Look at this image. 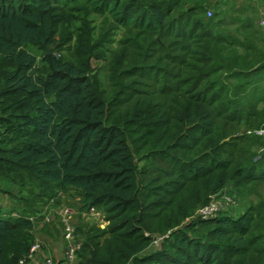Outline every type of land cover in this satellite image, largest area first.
<instances>
[{
    "label": "trees",
    "instance_id": "obj_1",
    "mask_svg": "<svg viewBox=\"0 0 264 264\" xmlns=\"http://www.w3.org/2000/svg\"><path fill=\"white\" fill-rule=\"evenodd\" d=\"M255 1L0 0V264H264Z\"/></svg>",
    "mask_w": 264,
    "mask_h": 264
},
{
    "label": "built area",
    "instance_id": "obj_2",
    "mask_svg": "<svg viewBox=\"0 0 264 264\" xmlns=\"http://www.w3.org/2000/svg\"><path fill=\"white\" fill-rule=\"evenodd\" d=\"M208 15L211 14V11L209 10ZM261 25H264V20H261ZM234 201L233 199L224 194L222 195L221 199H216V198H212L211 201L207 204L204 205L202 207H200L197 212L196 215L202 219H209V218H213L217 215V213L222 210L223 206L225 205H231L233 204ZM45 209H47L45 207ZM56 212H58V214L61 216V221L65 224L64 225V236L63 238H65L67 240V245L64 247L63 250V255H62V261L60 264H75L76 262V256H75V249L79 247V245H74L73 244V240H74V227L70 224V220H71V214L74 212L73 209L71 208H59L56 210ZM95 217L96 219H100L101 215L99 212L95 211L93 208L90 209L89 215L88 217ZM37 216H32L30 217L31 220L36 219ZM47 217V216H45ZM50 218V215L48 216ZM45 219V218H44ZM49 220L46 218V221ZM100 221L103 224H107V221H104L103 218L100 219ZM102 223H98L99 225H103ZM45 244L40 238H36L35 242L30 246L29 248V252L27 255V258L30 259H34L37 255L38 252L41 251V245ZM46 264H53L52 260L47 257L46 258ZM19 264H25V259H21L19 260Z\"/></svg>",
    "mask_w": 264,
    "mask_h": 264
},
{
    "label": "rangeland",
    "instance_id": "obj_3",
    "mask_svg": "<svg viewBox=\"0 0 264 264\" xmlns=\"http://www.w3.org/2000/svg\"><path fill=\"white\" fill-rule=\"evenodd\" d=\"M236 1V4H237V6H238V4H241L242 2H244V0H235ZM259 0H257V3L259 4ZM208 14V13H207ZM263 14H264V8H263ZM229 27H231L232 25L230 24V25H228ZM119 35H120V31L119 32H117V34H116V38H118L119 37ZM29 50L30 51H32V52H34V53H36L37 54V60H38V62H39V60H40V56H39V54H38V52L34 49V48H32V47H29ZM255 132L257 133V134H259V135H263L264 134V130L263 129H258V130H255ZM247 133H250V131H248ZM260 191H261V193H263L264 194V184H262L261 186H260ZM214 198H216V199H221V197H213V199ZM254 199V198H253ZM15 203V201L14 200H11V199H9V198H7V197H2V195H0V206L2 207V208H8V206H13V204ZM235 203V202H234ZM61 205H65L64 207L65 208H69V207H67V204L64 202V200L61 202ZM231 205H225V206H223V208H222V210H224L226 207H230ZM235 207V206H234ZM233 207V208H234ZM231 208V207H230ZM232 209V208H231ZM230 209V210H231ZM46 210L47 209H45V207H44V209H43V213H45L46 212ZM225 210H227V209H225ZM100 215H101V213H100ZM47 217H45V219L44 220H46V218L47 219H49V215L47 214L46 215ZM86 219H88L89 220V223L90 224H93V223H97V225L99 226V227H101V228H104L105 227V225H106V223L105 224H103L101 221H100V219L102 218V216H101V218L100 219H96L95 217H91V216H89V217H85ZM71 220H73V218L71 219ZM75 222V221H74ZM100 223H102L103 225H99ZM159 241L160 240H155L154 241V244H157L158 245V243H159ZM53 243L54 242H52L51 243V245H53ZM57 245H61V246H63V243L62 242H57ZM154 247L156 246V245H153Z\"/></svg>",
    "mask_w": 264,
    "mask_h": 264
},
{
    "label": "crops",
    "instance_id": "obj_4",
    "mask_svg": "<svg viewBox=\"0 0 264 264\" xmlns=\"http://www.w3.org/2000/svg\"><path fill=\"white\" fill-rule=\"evenodd\" d=\"M264 1V0H263ZM255 2H257V1H255ZM263 8H260V13H261V18H260V20H259V24L261 25V20H264V14H263V10H262ZM261 26H264V25H261ZM54 243H53V245H51L50 244V247H49V249H47L46 251H44V252H41L39 255H38V257L39 256H43V257H45V256H50V255H52V257H54V259H55V261L58 263L60 260H61V258H62V246L60 245H57V242L56 241H53ZM59 242H61L60 240H59Z\"/></svg>",
    "mask_w": 264,
    "mask_h": 264
}]
</instances>
